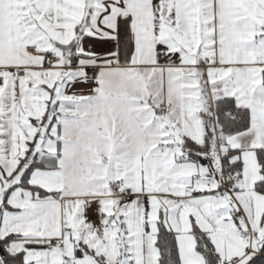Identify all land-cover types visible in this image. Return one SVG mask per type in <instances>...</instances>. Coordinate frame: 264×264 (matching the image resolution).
Masks as SVG:
<instances>
[{
  "label": "snow or ice",
  "instance_id": "1",
  "mask_svg": "<svg viewBox=\"0 0 264 264\" xmlns=\"http://www.w3.org/2000/svg\"><path fill=\"white\" fill-rule=\"evenodd\" d=\"M0 264H264V0H0Z\"/></svg>",
  "mask_w": 264,
  "mask_h": 264
}]
</instances>
